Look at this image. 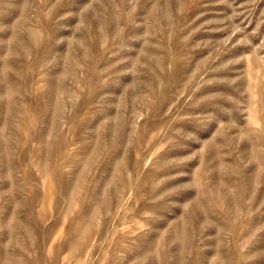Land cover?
Listing matches in <instances>:
<instances>
[{"label": "rangeland", "instance_id": "374dc122", "mask_svg": "<svg viewBox=\"0 0 264 264\" xmlns=\"http://www.w3.org/2000/svg\"><path fill=\"white\" fill-rule=\"evenodd\" d=\"M0 264H264V0H0Z\"/></svg>", "mask_w": 264, "mask_h": 264}]
</instances>
